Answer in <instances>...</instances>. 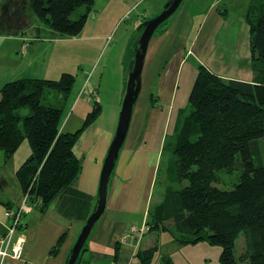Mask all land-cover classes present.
I'll return each mask as SVG.
<instances>
[{
  "label": "trees",
  "instance_id": "16d2710c",
  "mask_svg": "<svg viewBox=\"0 0 264 264\" xmlns=\"http://www.w3.org/2000/svg\"><path fill=\"white\" fill-rule=\"evenodd\" d=\"M26 2L55 37L76 35L95 11L94 0ZM144 12L140 20L149 17ZM243 16L254 77H224L196 64L187 104L179 110L171 134L163 138L162 150L171 155L164 171V192L146 221L147 230L158 231L170 230L166 222L172 221L179 232L174 236L177 243L205 239L221 245L218 264H264V0H248ZM167 20L153 34L163 31ZM38 28L37 33H46L39 24ZM74 81V74L61 72L58 78L25 76L4 82L0 87V151L8 160L26 137L31 151L16 170L20 187L41 199V209L56 198L70 196L73 209L67 210V216L83 220L93 198L76 188L82 163L73 146L101 107L94 100L81 126L67 131L61 128L62 107L41 101L46 91L65 97ZM22 108L27 112L21 113ZM63 234L50 254L58 251ZM240 234L243 242L236 254L235 240ZM158 248L156 241L137 249L135 257L140 264H151ZM84 250L76 264H88ZM157 257L160 264H173L169 254Z\"/></svg>",
  "mask_w": 264,
  "mask_h": 264
},
{
  "label": "rangeland",
  "instance_id": "374dc122",
  "mask_svg": "<svg viewBox=\"0 0 264 264\" xmlns=\"http://www.w3.org/2000/svg\"><path fill=\"white\" fill-rule=\"evenodd\" d=\"M165 1L134 0L127 5L124 0H94L95 11L88 15L80 32L71 37L51 36L49 27L40 22L37 16L26 7V11L20 15V21L25 24L30 23V25L39 24L44 27L46 33H35V36L30 37L32 28H27L23 33L24 35H22L26 43H21L20 53L17 54L15 52L10 54L11 49L6 47L8 46L7 44L2 46L0 50V87L8 80L19 78L17 76H38L46 69L45 73H42L43 75L46 74V76L43 77L58 78L61 72L74 74L75 81L65 97L54 90L46 91L41 101L45 104L62 107L61 128L67 131L78 129L87 113L92 110L93 101H97L101 111L82 130L73 146V151L76 156L80 155L77 157L79 159L82 158V160H85L92 150L99 148L101 152L104 143L110 141V136H112L117 124L128 77V65L134 57L135 42L139 35L137 27L141 23V14L146 11L149 16H152L159 11ZM241 2L242 0H238V7L236 5L234 12L239 13L241 11ZM206 3V1H203L201 4ZM212 3L216 5V11L222 18L228 15L229 8L233 9L231 5H228L229 8L220 6L230 4L229 0H213ZM24 4L26 5V2ZM127 6L128 8L125 9ZM30 15L32 20H30ZM170 17L168 19H171ZM181 18H184V24L179 36L181 34L182 36L185 35L186 39L184 44L180 42V46L177 47L178 54L173 51V44L171 43L165 51L166 53L172 48L167 55L160 57V54H158L159 56L157 57L158 51L155 50L150 54V57H152L150 62V57L144 59L141 88L127 132V134L129 133V138L122 153V159L124 160L120 163L121 167L117 168V175L123 178L122 183L119 184L120 193L127 195L128 191H130V180L134 176L131 174L133 170H130L129 166H133L134 170H137L136 180H138L137 182L142 190L144 189V194L133 195L131 199L129 196H123V198L115 201L117 205L124 204L125 208H131L129 212L136 211V213L140 212L141 214H138V217H133L132 220L136 221V224L128 222L131 223L129 226L126 227L124 224H122V227L120 226L119 233L117 229L115 231L118 235H122L120 242H128L132 239L137 244L140 243L143 235H150L153 238V243L158 241L159 246L162 247V250L159 248L157 251V259V256L166 253L172 257L173 264H218L222 250L221 245L210 243L205 239L195 243H177L174 240V236L179 235V232L172 224V221L166 222V225L171 227L168 231L147 230L146 221L149 211L163 196L164 171L168 159L171 157L167 150H162L163 138L171 134L179 110L186 106L190 94V90L185 88L183 90L181 86L183 78L180 77L183 73L175 71L177 70L175 67L172 68L169 81L165 84L164 82L160 83L161 73L166 70L167 66L175 58L178 63L181 62L184 65L189 64L194 67L191 78L193 85L198 71L196 64H203L211 71L214 69L217 71L213 67L220 64L217 60V63L214 66L212 65L213 67H209V64L200 61L203 58L201 55L207 53L200 54L201 58L198 55H194L196 51L192 40L193 31L190 28L192 26L195 27V32L200 20L199 22L195 21V24L193 22L189 28L188 22L192 17L186 14ZM168 26L167 22L161 28L164 29L163 31L152 34V36L155 35L156 40H158L159 36H163L164 41H162L163 44H160V48L166 45L167 38L168 40L170 38L174 40V38L170 37L172 34L168 33L172 31V28L169 29ZM187 27L189 32L184 33ZM47 35H50V37ZM176 38L178 40V37ZM37 41L47 42L41 44L40 47L44 48H40L36 54H33L34 52L30 54L38 43ZM231 54L235 55L234 52ZM221 57H223L222 59H227L229 55ZM226 68L227 66L222 65L220 71H224ZM236 71L238 70L234 72ZM20 111L25 113L27 108H22ZM159 129H162L161 132L164 133L163 138L159 135ZM104 146L105 149L103 151H106L107 144ZM30 151L26 137H24L8 160L2 158L3 154L0 151V216L6 218V222H0V227H2L0 242L2 239L10 237L8 244H6L5 240L2 243V251L6 250V253L4 255L0 254V264H6L8 260L23 261L25 235L27 230L30 231V224H28L30 220H28V217L33 211H36L39 216L40 214L43 216L51 215L56 213V210L59 212L57 206L55 209L53 201L49 202L44 209H41V199L33 197L29 193V189L23 190L16 179L17 167L26 159ZM145 153L149 154V157L152 155V158L145 161ZM91 162L97 163L95 158L88 160V163ZM113 171H116V167ZM139 191L140 189L137 188L136 191L131 192L139 193ZM100 218L95 223L90 235L93 234L92 232L102 229L99 227L101 225L100 222L104 226L105 223L107 226L114 223L109 218L107 220L104 218L100 220ZM62 234L66 235L65 231ZM155 237L157 238L156 240ZM242 242L243 236L240 234L235 240L236 254L240 250ZM19 244H22V248L15 252L13 247H17ZM137 249H142V247ZM9 251L11 252L9 253ZM153 264H156V262H153Z\"/></svg>",
  "mask_w": 264,
  "mask_h": 264
},
{
  "label": "crops",
  "instance_id": "0c3cea01",
  "mask_svg": "<svg viewBox=\"0 0 264 264\" xmlns=\"http://www.w3.org/2000/svg\"><path fill=\"white\" fill-rule=\"evenodd\" d=\"M131 1L134 0H124L125 4L127 5L131 4ZM203 1H206L207 3L200 4L199 0H183V2L181 3L182 6L177 8V11H175L170 17L171 19H168V27L169 29L172 28V31L168 33L170 35L172 34L170 37L174 38V40H172L171 38L170 40H168L167 38V41L165 40L167 42L166 45H163L162 48H160V44H163L162 41H164L163 36H159L158 40H156L155 35H153L148 42L147 51L144 59L150 57V54H152V52H154L155 50L158 51V53L156 54L157 57L159 56L158 54H160V57L162 55H167L168 52L172 50L171 48L168 52L165 53L166 49H168V45L171 43L173 44V51L178 54L177 47L180 46V42L181 44H184L186 39L185 35L182 36L181 34L179 36L184 24V18L181 17H184L186 14H188L192 17V19H190L188 22L189 28L190 25L193 24V22L195 24V21L199 22L200 20V24L197 26V30H195V32V27L192 26L190 28V30L193 31L192 40L194 50L196 51L194 55H198L200 57V54L207 53L205 55H201L203 58L200 57V61L209 64V67H213L218 60L220 64L218 66L216 65V67H213L216 68L217 71H215V69L213 71L221 76L251 80L254 77V73L249 65L250 50L248 25L245 23L243 16L247 7L246 3L248 0H242V8L239 13L234 12V8L238 4V0H229L230 4H226L225 6L220 5L221 7L228 8V5L233 6V9L229 8L228 15L225 18H222L217 13L216 5H213L212 3L213 0H202V2ZM25 2L26 0H0V20L4 19L3 22L0 24V50L4 44H7L8 46L6 47H10L8 49H11L10 54H13L14 52L16 54L20 53L19 48L21 47V43L24 42V37L22 36L24 35V31L27 28H32V33L30 34V37L35 36V33L40 31L39 28L37 29V24L30 25V23L25 24L20 21V15H22V13H24L28 8L27 2L26 5L24 4ZM127 8L128 6L125 9ZM200 16L201 18H199ZM29 17L30 20H32L31 15ZM189 28L187 27L184 33L189 32ZM176 37H178V40ZM18 42L20 43L18 44ZM37 42L30 54H32L33 52V54H36L40 48H44L40 46L41 44H45L47 41ZM232 52H234L235 55L231 54ZM223 55H229V57L227 59H222L223 57L221 56ZM151 59L152 57L149 58V62ZM170 65H172V67H170ZM222 65L227 66L224 71H220V67ZM173 67L177 69L175 71L181 72V74L183 73L182 76H180L181 78H183V82L181 84L183 90L184 88L187 90H191V78L194 71V67L189 64L184 65L181 62L178 63L175 58L173 59L171 64L167 66L166 70L161 73L159 79L160 83L164 82L165 84L167 83V81H169V77L172 73ZM46 70L42 71L38 76H45L46 74L43 75L42 73H45ZM235 70L238 71L234 72ZM143 72L144 68L142 69V74ZM159 130V135L161 136V138H163L164 133L161 132L162 129ZM128 138L129 133L126 135V138L120 150V154L115 166L116 171H114L112 174V179L108 190L106 208L100 218V220L103 218L107 220V218H109L112 222L114 221V223L110 226H107L105 223L104 226L102 225V222H100L101 225H99V227L102 229L92 232L93 234L89 235L84 245L85 250L83 251V255L88 259V264H140L138 259L134 255L137 248L148 247L155 243H153V238L150 237V235H143L139 244L134 242L132 239L128 242H120L119 240L122 235H118L115 231L117 229L119 233L121 229L120 226L122 227V224L126 225V227L129 226V224L131 223L136 224L137 222L132 219L135 216L138 217V214H141L140 212L136 213V211L129 212L131 208H125L124 204L117 205V202L115 201H117V199L123 198V196H129V198L131 199L133 195L137 196L138 194H144V189L142 190V188L137 182L138 180H136L137 170H134L135 168L133 166H129L130 170H133L131 171V174H133L134 176L130 180V191H128L127 195H124L120 193L121 191H119V184L122 183L121 181L123 178L117 175V168L120 166V163L124 160L122 159V153L126 147ZM108 143L109 142L104 143V145H108ZM104 145L102 147V151L103 149H105ZM102 151L100 152L98 148L96 150H92L85 160H82L81 158L82 169L76 183L77 189L92 196V205L97 190L99 171L105 154V151ZM144 156L145 161H147V159L150 160L152 158V155L149 157V154L147 153H145ZM93 158H95L97 163H88V160H92ZM137 188L140 189L139 193L131 192L136 191ZM73 200L68 195H64L62 198H56L53 201V204L55 206V209L56 206L58 207L57 209L60 213L56 210V213H52L51 215L43 216L40 214L39 216L36 211H33L30 217H28V220H30L28 223L30 224V231L27 230L25 235L26 240L23 261L8 260L6 264H24V262H26V264H65L69 250L73 245L80 231L81 224L84 220L76 217L67 216V210L73 209ZM0 220L1 223L6 222L5 217L2 218V216H0ZM1 231L2 227H0V232ZM64 231L66 235H64L62 244L60 245L58 251L54 255L50 254V248L53 246V244ZM156 239L157 238L155 237V240ZM137 245L140 246L137 247ZM159 248L160 250H162L161 246H159ZM115 253H117L116 258L114 256ZM153 262H156L157 264L159 260L156 258L151 262V264H153Z\"/></svg>",
  "mask_w": 264,
  "mask_h": 264
},
{
  "label": "water",
  "instance_id": "95a60500",
  "mask_svg": "<svg viewBox=\"0 0 264 264\" xmlns=\"http://www.w3.org/2000/svg\"><path fill=\"white\" fill-rule=\"evenodd\" d=\"M182 2L183 0H166L158 12L141 20V23L137 27L139 29V35L135 42L134 57L128 65V77L118 113L117 124L102 160L95 199L89 214L85 218L83 225L69 250L65 264H76L77 258L94 228L95 223L105 211L108 190L114 172L113 170L126 138L134 105L140 92L141 73L148 42L155 29L171 16Z\"/></svg>",
  "mask_w": 264,
  "mask_h": 264
},
{
  "label": "built area",
  "instance_id": "2783aa9c",
  "mask_svg": "<svg viewBox=\"0 0 264 264\" xmlns=\"http://www.w3.org/2000/svg\"><path fill=\"white\" fill-rule=\"evenodd\" d=\"M7 215V214H6ZM8 236V235H7ZM6 236V237H7ZM5 240V242H6V244H8L9 243V241H10V237H8V238H6V239H4ZM3 239L1 240V242H0V254H5L6 253V250L5 251H2L3 250V246H2V243H3V241H4ZM20 248H22V244H19L17 247H13V250L15 251V252H17L18 251V249H20ZM11 251H9V253H10Z\"/></svg>",
  "mask_w": 264,
  "mask_h": 264
},
{
  "label": "flooded vegetation",
  "instance_id": "af4514ba",
  "mask_svg": "<svg viewBox=\"0 0 264 264\" xmlns=\"http://www.w3.org/2000/svg\"><path fill=\"white\" fill-rule=\"evenodd\" d=\"M3 20H4V19H1V20H0V24L3 22Z\"/></svg>",
  "mask_w": 264,
  "mask_h": 264
}]
</instances>
